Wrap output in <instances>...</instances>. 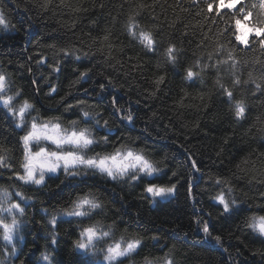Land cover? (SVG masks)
I'll list each match as a JSON object with an SVG mask.
<instances>
[{"label": "trees", "instance_id": "obj_1", "mask_svg": "<svg viewBox=\"0 0 264 264\" xmlns=\"http://www.w3.org/2000/svg\"><path fill=\"white\" fill-rule=\"evenodd\" d=\"M202 7V3L193 6L192 0H0V11L10 25L7 31L0 28V71L11 75L15 86L35 102L40 116L60 117L65 122L76 119L79 109L66 110L61 98L73 105L77 99L84 100L109 121V128L97 132V137L108 133L109 144H101L97 152L134 142L160 162V178L153 182L177 185L174 195L153 206L143 192L147 178L112 181L89 173L59 190V181L49 179L47 187L27 193L34 206L26 209L28 223L21 230L23 239L17 241L19 260L4 252L5 242L0 239V259L5 264H44L45 252L52 254L55 264L94 259L74 251L72 242L79 231L75 222L58 220L60 243L55 250L50 247L47 216L42 211L46 208L51 213L67 206L81 191L96 193L104 204L93 222H115L117 238L125 230L144 238L146 246L125 264H144L145 257L158 259L169 250L177 264H264V238L246 226L253 212L264 215L257 207L264 205V94L256 92L251 81L243 83L249 80V72L261 82L264 72L258 61L264 60V54L258 48L237 50L235 69L221 65L219 73L208 69L201 72V79L185 80L184 70L197 60L201 65L211 63L208 55L222 42L218 33L223 22L219 27L211 23L200 14ZM133 15L140 28L158 33L157 54H145L128 35L126 25ZM169 43L182 53L175 69L162 55ZM64 47L76 55H88L80 60L75 55L63 57L59 50ZM41 57L46 63H37ZM58 60L62 70L57 74L48 65ZM88 69L90 78L74 83L79 72ZM159 75H165V83L157 90L154 81ZM235 76L241 79L238 86L232 83ZM218 77L237 100L246 103L244 119L235 118L216 83ZM100 84L106 87L103 93ZM49 85L57 88L51 96ZM111 96L118 98L119 107L130 106L134 124L122 123L113 114ZM21 135L0 111V147L13 160L22 158L17 143ZM189 157L198 161L199 172L192 171ZM216 177L233 188L238 207L230 213H223L212 199L220 191ZM8 184L4 173L0 187ZM197 219L211 221L212 236H221L222 246L204 236ZM153 235L161 238L159 243L150 239Z\"/></svg>", "mask_w": 264, "mask_h": 264}, {"label": "snow or ice", "instance_id": "obj_2", "mask_svg": "<svg viewBox=\"0 0 264 264\" xmlns=\"http://www.w3.org/2000/svg\"><path fill=\"white\" fill-rule=\"evenodd\" d=\"M203 4L200 14L207 16L211 23L223 22L224 27L219 31L222 42H218L214 52L208 55L209 64L201 65L200 60L194 65L187 67L184 71V79L195 81L201 79V72L208 69L220 71L221 65H228L235 69L238 61L234 56L237 50L259 49L264 54V0H192L193 6ZM0 28L10 30L9 22L5 14L0 11ZM126 31L145 54H157L160 44L156 37L158 33L140 28L135 15L128 18ZM107 39V37H105ZM51 47L55 48V45ZM63 57L75 55L76 60L81 56L87 57L88 53L76 55L67 47L59 50ZM181 51L172 43L163 50L165 63L175 69ZM37 63H46L41 57ZM261 72H264V60L258 61ZM53 73L61 72L60 61L48 65ZM197 68L199 71H194ZM31 72V69H29ZM91 69L80 71L74 83H80L90 78ZM257 82L253 74L249 72V80L243 81L247 84L251 81L255 85V91L264 94V75ZM35 84L36 81H33ZM159 85L165 83V75H159L154 81ZM221 95L226 96L235 118H245L247 105L243 100H237L233 91L220 83L219 77L216 81ZM233 86L241 84V79L235 76ZM111 85V81H109ZM101 93L106 91L104 84H100ZM57 91L55 86L49 85L48 95ZM85 94L88 90L85 89ZM60 103L66 110L78 108L77 118L65 122L60 117L44 118L39 114L35 102L24 96V91L15 86L10 74L0 71V111L9 118L11 126L23 132L17 143L21 146L22 158L13 160L10 155H5L8 150L0 147V179L3 174L8 177V187H0V239L5 242L4 252L9 256H15L19 260L17 241L22 240L21 230L28 223L24 219L26 209L34 206L33 198L27 193L39 191L47 187L48 180H58L57 190L66 184H71L77 177H87L89 173L99 174L112 181L141 182L147 178L143 192L151 197L166 198L175 194L176 183L162 184L154 183L152 178L159 179L162 172L159 161L151 158L144 149L134 146V142L121 143L113 146L112 151L97 152L96 148L101 144H109V135L97 137V132L109 128V121L104 119L103 113L91 110L85 101L76 100V104L67 103V98L62 97ZM139 103V101H137ZM110 104L122 123L134 124L135 117L130 109L119 107L118 98L111 96ZM36 112V115H32ZM147 131V129H145ZM190 167L193 172H199L198 161L189 157ZM176 173H173L175 176ZM63 176V179H61ZM85 181L81 180L80 183ZM189 195H192V178L187 181ZM214 183L220 187V191L212 199L221 206L223 213H230L238 207L235 196L232 195L233 188L229 182L220 177L214 179ZM78 186V185H77ZM226 189V191H225ZM260 211L264 212V205H258ZM104 209L103 202L96 193L92 191H81L74 199L51 213L44 208L42 211L47 216L46 224L49 226V246L54 250L58 247L59 233L58 220L69 224L75 222L79 225L77 238L72 242L75 252L92 257L94 259L83 260L80 264H125V260L133 255H139L146 246L145 240L140 235H129L126 230L117 238L115 222L104 224L100 220H94ZM85 221L89 223L85 224ZM198 229L204 236L222 246V238L212 236L210 220H196ZM246 226L253 232L264 236V215L255 212L246 220ZM156 243L160 237H150ZM3 253H0L2 255ZM21 251V255H22ZM44 264H55L51 253L45 252L42 257ZM0 264H5L0 259ZM20 264H24L21 261ZM39 264V261L37 262ZM144 264H177L172 258V250L163 257L148 259L145 257Z\"/></svg>", "mask_w": 264, "mask_h": 264}, {"label": "rangeland", "instance_id": "obj_3", "mask_svg": "<svg viewBox=\"0 0 264 264\" xmlns=\"http://www.w3.org/2000/svg\"><path fill=\"white\" fill-rule=\"evenodd\" d=\"M79 178V177H78ZM153 179V178H152ZM170 197V196H169ZM169 197H166V198H156L155 200H153L152 198H151V203H152V205L154 206V204H156L158 201H165V200H167ZM259 235V234H258ZM260 236V235H259ZM262 238H264V236H261Z\"/></svg>", "mask_w": 264, "mask_h": 264}]
</instances>
